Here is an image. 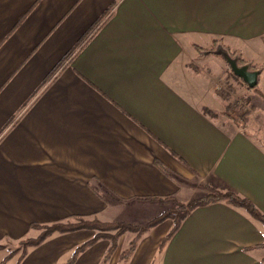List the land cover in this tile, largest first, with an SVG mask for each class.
<instances>
[{
  "label": "crops",
  "instance_id": "0c3cea01",
  "mask_svg": "<svg viewBox=\"0 0 264 264\" xmlns=\"http://www.w3.org/2000/svg\"><path fill=\"white\" fill-rule=\"evenodd\" d=\"M223 51L258 74L243 81L262 103L245 124L224 115ZM209 190L264 216V0H0V243L73 217L142 225L172 208L148 199ZM173 227L106 264H264V225L244 208L193 209L158 252ZM92 235L52 236L20 263L0 251V264H67Z\"/></svg>",
  "mask_w": 264,
  "mask_h": 264
},
{
  "label": "rangeland",
  "instance_id": "374dc122",
  "mask_svg": "<svg viewBox=\"0 0 264 264\" xmlns=\"http://www.w3.org/2000/svg\"><path fill=\"white\" fill-rule=\"evenodd\" d=\"M217 49L220 50L221 46H218ZM223 52L225 53V51ZM223 63L225 68L230 67V69L232 70L231 67H233V63L229 61L227 62L223 61ZM229 71L230 70L227 71L228 76H226V78L224 79L223 83L220 85L219 88L220 91H222L225 95L227 94V96L229 97L228 106H230L231 109L226 110V113L231 114V116H233L234 118H239L240 115L241 117H243L241 119L244 120V117L247 114H250L251 111H253L257 106H260L262 103L261 102L259 103L257 96L255 95L256 88L252 89L253 91H248L247 88L245 87L246 85L243 83V79L241 77H234L233 74ZM240 71L241 72L237 71V73H241L243 75H245L246 72L251 73L248 67L247 69ZM254 76L255 79L257 80L258 75H254ZM237 113L238 115H236ZM257 121L258 120H256V122ZM213 191L214 190H209L208 195ZM201 197H205V196H201ZM170 205H172V208L174 207L176 208V206L173 205V203L171 202ZM95 219L96 221H98V223L94 222L93 229H89V230L86 229L84 231H87L89 234H93L90 240L96 238L97 241L102 240L108 244V249L105 253V255L107 254V257H109L108 261L113 256L118 261L119 260L124 261V257L132 255V253L136 250V247L138 246L142 238L145 236V234L149 233L152 230V228H154V227H149L146 229L145 227L139 225L140 226L139 231L122 229L123 227L118 229L116 227V222H102L97 218ZM69 220H70L69 222H74L71 219ZM92 220L94 219L93 218L89 219V221ZM165 220H170L174 224V221L172 219H165ZM49 226L50 224H44L40 226L38 225L37 227L32 229V232L28 236L17 241L4 240V242L0 243V251L4 252L7 256L8 255H12L13 257L22 256L25 251L28 252L29 249L33 248V247H29V245L35 243L39 237L43 236L46 232L50 230ZM56 235H60V234L54 233L50 237ZM168 239H169V235H166L164 238L161 239L157 248L158 252H161L165 242ZM27 241L29 243L25 244Z\"/></svg>",
  "mask_w": 264,
  "mask_h": 264
},
{
  "label": "trees",
  "instance_id": "16d2710c",
  "mask_svg": "<svg viewBox=\"0 0 264 264\" xmlns=\"http://www.w3.org/2000/svg\"><path fill=\"white\" fill-rule=\"evenodd\" d=\"M199 53L202 54L203 50L202 49H198ZM212 51V50H211ZM211 51H208V53H211ZM207 52V51H205ZM202 56V55H201ZM222 57L226 60L227 58L232 60L237 67H242V66H247L249 71L253 72L255 70H252V68H250L248 65H243L242 63H244L243 61H241L239 58H234L231 54L225 52L222 54ZM227 62V61H226ZM61 65V64H60ZM60 65H58L54 71L52 72L51 75L55 74L58 72ZM228 70H230L229 72H231L233 74L234 77H237L233 71L230 69V67H228ZM256 87V86H255ZM223 98L225 100H227L228 102V96L227 94L223 95ZM228 106V104H227ZM225 108L224 110V115H226L229 118H233V119H237L240 122H242L243 124H245V122L247 121V117L249 114H247L245 116L244 114V120H242L240 115L239 118H234L233 116H231V114L226 113V110H230L231 107L228 106ZM207 114H211V112H209L208 110H205ZM212 115V114H211ZM238 115V113L236 114ZM231 116V117H230ZM226 201L228 204L232 205V206H236V207H241L244 208L251 217H253L254 219L260 221L263 225H264V216L255 208V206L248 200L244 199V198H240L237 195L231 193V192H226V193H222V192H218V191H213L212 193H210L209 195H206L205 197H198L193 199L192 201H190L187 204H182L179 203L175 198L173 197H168V198H164V199H148L147 201H157L160 203H167V202H171L173 203V205L176 206V208H171V209H167L164 212H162L160 215L156 216L155 218H153L152 220L148 221L146 224L141 225L142 227H145L146 229L149 227H154L155 225L161 223L162 221H164L165 219H172L174 221V227L172 229V231L168 234L169 237L172 235L173 232H175L177 230V228L179 227V225L181 224V222L187 217V215L195 208L200 207V206H205V205H209L215 202H219V201ZM94 220L89 221V219L84 218V217H73L71 220H73L74 222H69L70 220L67 221H63V222H57V223H53L50 224V230L48 232H46L43 236L39 237L35 243H33L32 245H29V247H36L38 245H40L41 243H43L48 237H50L52 234L54 233H58V234H67V233H72L75 231H80V230H89V229H93L94 227V222H97L95 218H93ZM96 223V224H97ZM38 224H33L30 226L31 229L37 227ZM40 226V225H39ZM115 226V225H114ZM116 227L122 228V229H126V230H134V231H139V225H131L125 222H116ZM97 240L96 238H93L89 241H86L85 243L81 244L80 246H78L71 258L69 259V261L67 262V264H72L74 263V261L76 260L77 256L79 253H81L82 251H84L86 248H88L89 246L93 245L94 243H96ZM29 243L28 241L25 243L27 244ZM24 245V244H23ZM25 251L23 253L22 256L18 257V263L21 262V260L25 257L26 255ZM129 256L124 257V261L127 260ZM13 257L12 255H8L4 261H6L8 258ZM109 257H107V254L104 256L103 258V264H106L108 261Z\"/></svg>",
  "mask_w": 264,
  "mask_h": 264
},
{
  "label": "water",
  "instance_id": "95a60500",
  "mask_svg": "<svg viewBox=\"0 0 264 264\" xmlns=\"http://www.w3.org/2000/svg\"><path fill=\"white\" fill-rule=\"evenodd\" d=\"M226 61H229L231 63H233V67L232 68V71L233 73L237 76V77H241L243 79V81L250 87V88H253L256 84V79H255V76L254 75H258L257 72H251V73H245V75L241 74V73H237L238 72H241L240 70H245L247 69V66H242V67H237L236 64L230 60V59H226Z\"/></svg>",
  "mask_w": 264,
  "mask_h": 264
}]
</instances>
